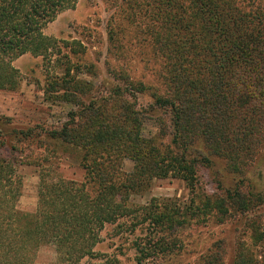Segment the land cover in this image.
<instances>
[{
	"label": "rangeland",
	"instance_id": "1",
	"mask_svg": "<svg viewBox=\"0 0 264 264\" xmlns=\"http://www.w3.org/2000/svg\"><path fill=\"white\" fill-rule=\"evenodd\" d=\"M252 5L259 6L260 1L241 2L248 12ZM166 8L157 0H78L73 8L58 13L43 29L45 35L59 41L58 56L67 54L68 76H63V66H53V57L50 62L48 57L25 53L12 60L20 81L14 91L0 90L3 140L0 155H11L17 162L22 188L16 207L21 213L31 214L36 210L41 159H45L43 165L49 171L47 179L59 176L84 182L87 169L82 163L86 151L83 143H62L47 134L58 130L74 113L88 118L90 113L97 114L102 98L112 94L116 84L127 86L125 79L141 81L148 87L145 95L136 94L140 136L162 145L160 151L167 146L175 150L170 113L153 106V94L171 101L177 100L176 94L187 95L186 88L176 78L172 80V68L164 49L162 53L156 46L159 43L155 39L164 42L168 31L173 30L168 20L159 17L160 9ZM172 39L177 42L174 35ZM180 60L185 62L180 68L184 70L176 77L186 75L199 88L207 77L211 86H218L207 69H197L200 56L187 58L189 63L185 58ZM72 84L77 92L63 90ZM226 84V98L222 97L221 103L232 110L234 117L253 109L257 113L254 122L261 117L259 129L249 139L250 148L233 152L221 146L215 153L199 139L190 147L189 157L196 162L193 189L169 173L166 177H153L146 187L128 198V204L139 207L140 211L154 199L161 222L167 224L168 206L178 205L180 216L186 210L191 214L186 225L171 230L168 225L166 229H151V234L149 224L141 223L130 231L127 226L132 218H121L114 225L105 224L100 231L94 246L99 256L84 257L75 264H137L138 258L140 264H241L243 259L246 264L254 253L259 256L264 252V100L244 98L242 90L235 95L232 87L229 89L230 82ZM65 96H70L71 101L67 102ZM127 98L130 100V96ZM242 100L245 104H240ZM86 107L91 110L83 113ZM229 133L235 135L231 130ZM228 153L233 154L231 162ZM120 154V173L129 174L134 162L124 149ZM88 186L90 190L96 187L92 183ZM215 197L223 200L227 213L211 208ZM178 216L171 214L169 218L176 220ZM150 239L151 243L159 242L156 247L159 250L144 258L135 244L144 247ZM36 264H61L52 244L39 248Z\"/></svg>",
	"mask_w": 264,
	"mask_h": 264
},
{
	"label": "trees",
	"instance_id": "2",
	"mask_svg": "<svg viewBox=\"0 0 264 264\" xmlns=\"http://www.w3.org/2000/svg\"><path fill=\"white\" fill-rule=\"evenodd\" d=\"M77 1L0 0V90L18 88L19 72L11 62L25 53L48 57V60L53 57V66H63V76L69 75L67 54L58 56L61 53L59 41L45 35L43 29L58 13L73 8ZM157 1L168 7V11L160 9L159 17L168 20L173 30L168 31L164 42L155 39L159 43L155 45L161 52L164 49L172 68V80L176 78L187 94H176V101L153 94V106L170 113L175 150L167 146L160 151L158 148L162 145L157 146L151 139L140 136L136 96L145 95L148 87L141 81L124 78L127 86L116 84L113 93L102 98L97 114L90 113L88 118L74 113L58 130L47 134L62 143H83L86 151L82 163L87 169L84 182L59 176L47 179L49 171L44 168L45 159H41L36 210L31 214L21 213L16 207L22 188L17 162L11 155H0V264H36L38 250L45 244L54 246L56 259L61 264H75L84 257L97 258L99 254L94 246L99 241L100 231L105 224L114 225L121 218H132L127 226L130 231L141 223L149 224L150 230L166 229L167 225L168 230L177 225L185 226L191 214L186 210L187 217L180 216L178 205L168 206V224L162 223L154 199L140 211L139 207L128 204L129 195L146 187L153 177H166L169 173L183 179L193 189L196 162L189 157L190 147L199 139L215 153L221 146L233 152L250 148L249 139L259 129L261 117L254 122L257 117L254 109L244 116L234 117L221 99L226 98V83L230 82L229 89L232 87L235 95L242 90L244 98L264 100V0H259V6L252 5L249 12L241 2L253 3V0ZM173 35L177 42L172 39ZM195 55L201 57L197 69H207L218 86H211L207 77L200 88L192 85L186 75L176 77L184 70H180L185 63L180 58L189 63L187 58ZM60 80L68 81L61 77ZM73 85L63 90L75 92ZM65 97L67 102L71 101L70 96ZM240 104H245V100ZM89 110L91 108L86 107L83 113ZM230 130L235 132L234 136ZM2 141L0 134V147ZM123 149L134 162L133 170L125 175L120 173L118 160ZM232 155L226 154L230 162ZM90 183L96 186L94 190H90ZM211 208L227 213L219 197H215ZM171 214L179 216L175 220L169 218ZM151 241L144 247L135 244L144 258L159 250L156 249L159 242ZM246 261V264H264V252L259 256L254 253ZM240 262L244 264V259ZM136 263L140 264L141 259Z\"/></svg>",
	"mask_w": 264,
	"mask_h": 264
}]
</instances>
